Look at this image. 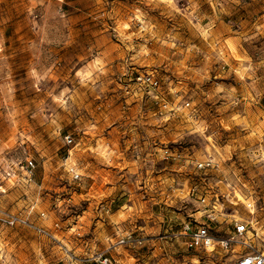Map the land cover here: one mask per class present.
I'll return each instance as SVG.
<instances>
[{
	"label": "rangeland",
	"instance_id": "374dc122",
	"mask_svg": "<svg viewBox=\"0 0 264 264\" xmlns=\"http://www.w3.org/2000/svg\"><path fill=\"white\" fill-rule=\"evenodd\" d=\"M0 210L55 238L0 222V264H235L181 232L264 233V0H0Z\"/></svg>",
	"mask_w": 264,
	"mask_h": 264
},
{
	"label": "built area",
	"instance_id": "2783aa9c",
	"mask_svg": "<svg viewBox=\"0 0 264 264\" xmlns=\"http://www.w3.org/2000/svg\"><path fill=\"white\" fill-rule=\"evenodd\" d=\"M132 83L134 88L131 90L134 96L139 93L140 98L150 97L154 100H158L160 93L161 82L154 72H139L133 79ZM129 89L128 86L125 88ZM131 91H127L130 93ZM189 104H186L188 106ZM167 104L162 103L161 110L166 111ZM173 109L169 108L167 111L172 112ZM65 145L71 147L74 145L71 137L68 135L65 137ZM164 159L180 160L181 154L176 152H169V150L163 151ZM215 167L213 159L206 158L202 162L195 164L194 168L199 171L211 170ZM68 172L72 176L73 180L79 179V174L76 172L75 168L72 166L68 167ZM4 175L7 177L8 181L12 182H31L35 174V165L32 159L26 158L23 162L15 167H8L3 170ZM205 199H202V203ZM215 206H212L210 220L215 221L217 218ZM42 217L44 214H41ZM0 222L8 226H24L32 228L37 234L55 240L54 236L50 234L45 229L34 226L28 222V220L18 214L7 213L0 210ZM55 227H58L56 224ZM233 233L230 238H220L211 234L210 229L204 225H198L195 228L190 227L186 224L182 228L181 236L185 238V247L189 251H205L213 252L217 249L224 251H237V256L235 264H264V233L261 232V228L258 223L254 220L244 221L242 219L232 220ZM130 243L129 238L120 239L118 241L119 245ZM141 242H138L140 244ZM66 263L73 264L75 259L69 252L65 253ZM107 259L100 261L102 264H106Z\"/></svg>",
	"mask_w": 264,
	"mask_h": 264
}]
</instances>
